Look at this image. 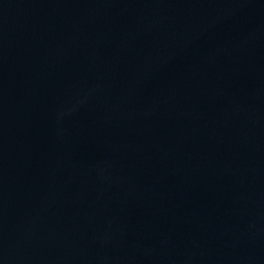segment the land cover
<instances>
[{
	"label": "water",
	"instance_id": "water-1",
	"mask_svg": "<svg viewBox=\"0 0 264 264\" xmlns=\"http://www.w3.org/2000/svg\"><path fill=\"white\" fill-rule=\"evenodd\" d=\"M0 264H264V0H0Z\"/></svg>",
	"mask_w": 264,
	"mask_h": 264
}]
</instances>
